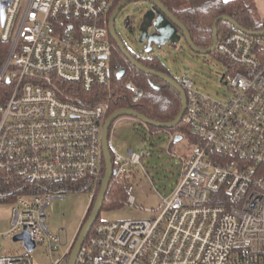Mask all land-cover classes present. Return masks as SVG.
I'll use <instances>...</instances> for the list:
<instances>
[{
  "label": "built area",
  "instance_id": "1",
  "mask_svg": "<svg viewBox=\"0 0 264 264\" xmlns=\"http://www.w3.org/2000/svg\"><path fill=\"white\" fill-rule=\"evenodd\" d=\"M113 2L0 0L7 3L0 40L8 45L0 66V203L13 209L7 237L26 231L51 264H67L77 235L57 254L66 242L46 227L49 203L78 192L92 200L104 175L108 102L85 104L81 92L109 85ZM213 53L225 68L223 101L170 75L184 90L183 121L196 142L180 135L188 147L178 155L176 186L155 209L135 205L131 184L151 151L123 150L109 130L107 192L129 177L121 205L150 215L94 223L75 264H264V35L234 30ZM127 88L135 101L142 96L132 83ZM165 133L170 149L178 134ZM24 250L0 254V264H33V251Z\"/></svg>",
  "mask_w": 264,
  "mask_h": 264
},
{
  "label": "rangeland",
  "instance_id": "2",
  "mask_svg": "<svg viewBox=\"0 0 264 264\" xmlns=\"http://www.w3.org/2000/svg\"><path fill=\"white\" fill-rule=\"evenodd\" d=\"M253 1L255 4L254 0ZM141 6L135 16L141 17L147 3L138 2ZM256 10L257 6L255 4ZM132 6L122 9L115 19V31L126 45L129 52L139 54L142 46L137 43L138 31L133 26L125 25V18L131 14ZM258 12V10H257ZM259 15V12H258ZM260 17V16H259ZM154 56L164 64L173 77L186 76L194 84L199 93L213 100L223 101L226 97L222 76L225 68L215 53L196 54L190 50L183 39L179 44L170 47L165 45L160 49L153 47ZM110 138L115 145L123 150H150L151 156L142 160L143 169H136L138 174L131 180L135 205L144 209H155L160 203V196H166L175 188L178 177V155L188 147L186 138L179 143H173L168 149V136L161 132L157 136L150 134L148 126L138 123L132 117H120L111 126ZM182 137V136H181ZM91 203L90 194L78 192L66 194L63 199L49 203L46 213L49 215L46 227L51 233L61 231L60 236L64 246L57 254L67 250V245L74 239L78 227L83 221ZM12 206L0 203V254L16 256L25 254L21 242H13L7 237L12 226ZM149 212L130 206H121L112 210H101L99 219L104 221H128L145 219ZM42 248L36 247L29 254L33 264H51L49 258L42 254Z\"/></svg>",
  "mask_w": 264,
  "mask_h": 264
},
{
  "label": "trees",
  "instance_id": "3",
  "mask_svg": "<svg viewBox=\"0 0 264 264\" xmlns=\"http://www.w3.org/2000/svg\"><path fill=\"white\" fill-rule=\"evenodd\" d=\"M119 1L114 0L108 17ZM158 1L186 28L193 44L200 49H208L211 46L212 24L216 18L223 15L232 18L239 26L246 30L255 32L264 31V18L259 17L255 4L250 0ZM234 30L233 26L229 23L220 21L217 25L218 38L220 39ZM7 51L8 45L0 40V66L6 57ZM130 53L143 66L160 73L169 74L164 64L153 53H150L148 56H144L141 52L136 55L132 52ZM117 66L120 67V70L124 69L125 71L121 78H117L114 73ZM109 68L111 76L108 86H97L90 93L83 92L82 94L81 92V98L85 100V104L107 101L109 106L106 114L107 117L116 110L127 108H133L147 119L159 123H168L177 117L181 108L178 93L158 78L145 75L132 67L116 47H114L112 52ZM128 83H132L142 92V96L138 100L135 101L133 99L132 90L127 88ZM3 85H0V101L2 99L1 87ZM155 87H158V89ZM148 129L150 134L156 136L161 132H171L172 134L177 133L178 135L188 137L190 143L196 142L190 135L183 120L172 129H158L151 126H148ZM129 184V177L121 181H112L111 187L103 200L102 210L120 208L122 202L126 199V188ZM94 200L95 198L91 200L83 221L86 220L92 210ZM6 201L4 199L1 200V202ZM99 221L100 219L98 218L95 223Z\"/></svg>",
  "mask_w": 264,
  "mask_h": 264
},
{
  "label": "water",
  "instance_id": "4",
  "mask_svg": "<svg viewBox=\"0 0 264 264\" xmlns=\"http://www.w3.org/2000/svg\"><path fill=\"white\" fill-rule=\"evenodd\" d=\"M138 2L147 3L149 5L148 9L143 12L140 18L135 17H126L125 25L133 26L138 31L137 43L142 46V54L148 56L150 53H153V47L160 49L165 45L174 47L179 44L180 40L183 39L186 45L190 50L196 54H211L214 52L215 46L218 42V33L217 25L220 21H224L233 26L235 30H239L242 33H245L250 36H263L264 31L255 32L242 28L239 26L232 18L228 16H220L216 18L212 24V44L208 49L197 48L187 32L186 28L169 12V10L158 0H122L119 2L114 10L112 11L109 21H108V33L110 38L115 43L117 49L121 52L123 57L130 63V65L136 68L138 71L144 73L145 75L156 77L166 85L174 89L180 98L181 108L177 117L168 123H159L151 121L144 117L143 115L137 113L133 108L119 109L110 114L102 126L101 131V149L104 162V175L101 179L100 187L98 193L93 202L92 210L87 216L86 220L81 225V228L76 236L74 245L71 249V252L68 257L67 264H75L76 258L80 251V248L86 239L88 233L90 232L92 226L99 217V214L102 210L103 200L105 198L110 179L112 177V165L111 158L108 151V135L109 130L111 129L112 124L120 117H132L138 122L146 125L155 127L158 129H172L175 128L182 120L186 108V98L184 90L181 86L170 76V74H164L152 69H149L142 64H140L129 52L126 45L118 37L115 31V19L120 12V10L128 5ZM7 3H2L0 5V24H3L4 21V7ZM138 13V7L132 9L131 14L135 15ZM124 69H121L117 74V78H121L124 75ZM158 89V87H155ZM181 140L180 135L174 136V142H179ZM13 241H21L23 247L27 252H32L34 249V244L30 242L28 233L24 231L21 235L14 237Z\"/></svg>",
  "mask_w": 264,
  "mask_h": 264
},
{
  "label": "flooded vegetation",
  "instance_id": "5",
  "mask_svg": "<svg viewBox=\"0 0 264 264\" xmlns=\"http://www.w3.org/2000/svg\"><path fill=\"white\" fill-rule=\"evenodd\" d=\"M122 0H120L119 2H121ZM129 6H132V8H131V11H132V9H134L135 7H138V12L139 11H141V6H140V4L139 3H134V4H128V5H126V6H124L122 9H124V8H127V7H129ZM148 7H149V5H147V7L145 8V11L148 9ZM121 9V10H122ZM120 10V11H121ZM111 15V14H110ZM128 17H135V15H133V14H130ZM109 18H110V16H109ZM130 26V25H129ZM131 27V26H130ZM119 37V36H118ZM120 38V37H119ZM121 40V39H120ZM111 41L113 42V40L111 39ZM122 41V40H121ZM114 47H116V45H115V43L113 42V50H114ZM117 48V47H116ZM113 52V51H112ZM83 222L84 221H82V223L80 224V226L78 227V230H77V233H76V235L78 234V232H79V230H80V228H81V225L83 224Z\"/></svg>",
  "mask_w": 264,
  "mask_h": 264
},
{
  "label": "crops",
  "instance_id": "6",
  "mask_svg": "<svg viewBox=\"0 0 264 264\" xmlns=\"http://www.w3.org/2000/svg\"><path fill=\"white\" fill-rule=\"evenodd\" d=\"M254 1H255L256 6H257V10L259 12L260 18H264V0H254ZM83 220H84V218H83Z\"/></svg>",
  "mask_w": 264,
  "mask_h": 264
}]
</instances>
